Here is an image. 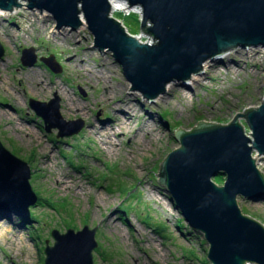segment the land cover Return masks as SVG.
<instances>
[{
  "label": "rangeland",
  "instance_id": "374dc122",
  "mask_svg": "<svg viewBox=\"0 0 264 264\" xmlns=\"http://www.w3.org/2000/svg\"><path fill=\"white\" fill-rule=\"evenodd\" d=\"M20 3L0 15V42L5 48L0 57V139L29 164V180L38 201L30 207L34 219L29 217L26 223L0 209V264H44L47 241L55 243L53 229L65 232L85 225L96 228L94 264H210L206 258L209 244L184 220L158 183L157 173L160 162L179 146L173 137L175 127L190 130L200 121L227 123L237 113L260 105L264 97V47L250 52L236 47L239 55L231 50L225 65L202 68L195 80H173V90L148 100L139 91L133 93L109 51L93 46V35L84 19L76 29L58 28L47 11L29 9L26 0ZM127 5L130 12L139 10ZM139 11L124 15L114 10L111 14L129 33L137 31L133 35L153 44L150 34L139 31ZM150 25L148 21L146 26ZM62 31L70 37L62 38ZM29 47L34 48L37 60L24 65L22 51ZM51 54L61 65L58 73L41 60ZM76 55L85 57L87 67L95 69L105 58L110 73L105 79L86 74L79 61L72 62ZM33 71L42 73L47 81L70 82L72 96L88 105L87 116L64 113L60 94L49 89L38 91V81H30ZM80 74L82 84L78 83ZM55 97L65 120L82 122L78 133L59 136L57 128L47 131L30 106L31 98L49 102ZM126 105L133 112L124 116ZM116 117L124 123L112 132L109 127ZM241 122L248 133L244 119ZM20 123L25 128H19ZM102 127L114 146L105 143L104 132L100 136ZM253 157L264 173V154L254 150ZM55 176H72L77 182L63 187ZM128 190L131 192L126 194ZM237 202L243 214L264 225L263 203L241 196Z\"/></svg>",
  "mask_w": 264,
  "mask_h": 264
},
{
  "label": "water",
  "instance_id": "95a60500",
  "mask_svg": "<svg viewBox=\"0 0 264 264\" xmlns=\"http://www.w3.org/2000/svg\"><path fill=\"white\" fill-rule=\"evenodd\" d=\"M29 9L47 11L58 28L83 24L98 51H109L121 66L132 90L148 100L166 91L173 80L187 81L201 72L208 58L236 48L264 47V0H123L142 10L140 27L154 38L143 42L111 14V0H26ZM20 0H0L12 11ZM150 21L151 25L146 26ZM5 48L0 42V57ZM37 60L34 48L22 51L24 65ZM41 60L55 73L61 65L51 54ZM47 131L59 136L78 133L82 122L65 120L57 97L30 99ZM244 119L249 128L246 132ZM179 146L160 162L157 181L184 220L209 244L210 264H264V225L243 214L238 196L264 204V173L253 151L264 154V97L256 108L237 113L227 123L198 122L190 130L177 128ZM29 164L0 139V209L22 218L38 196L30 183ZM53 245L45 247L44 264H94L96 228L52 230Z\"/></svg>",
  "mask_w": 264,
  "mask_h": 264
},
{
  "label": "bare ground",
  "instance_id": "6f19581e",
  "mask_svg": "<svg viewBox=\"0 0 264 264\" xmlns=\"http://www.w3.org/2000/svg\"><path fill=\"white\" fill-rule=\"evenodd\" d=\"M111 5H112L111 13L114 10H120V8H121L120 0H111ZM2 14H7V11L0 9V15H2ZM46 15H47V13L43 14V16H46ZM80 16H81V19H83L82 13L80 14ZM61 36H62V38L70 37L69 32H65V31H62ZM139 38L141 39L140 36H139ZM252 48H254V46L248 47V50H249L248 52H250ZM261 48H263V47H261ZM231 50H234V55H236V56L239 55V53H240V52H238L239 50L237 48L236 49L235 48L230 49V50L224 52L223 54H221L217 57L208 58L207 60H205L202 68L204 70H206L207 67L208 68L209 67H215L219 63L222 65H225V63H226L225 58L227 56H229ZM225 54H228V55L224 56ZM76 61H79V63L81 64V67L86 68V71H85L86 74H88L92 77H100L102 79H105L106 74L110 73L109 68H111V67L109 66V64H107V61L105 58L102 59L99 69L88 68L87 64L85 63V57H79L76 55V57L73 59L72 62H76ZM232 61L233 60H231V62ZM227 64H228V62H227ZM80 75L81 76H79V78H78V83L82 84L83 77H82V74H80ZM196 75L197 74H193L189 80L198 79ZM29 79H30V81H33V82L36 80L38 81L37 86H36V89L38 91H44L45 89H49L53 92L56 91L58 94H60V96L63 99V107L62 108H63L64 113L69 114V115L70 114L72 115V113H75V115L83 116V117L87 116L88 109H89L88 105L82 104L80 101H78L77 99H75L72 96V94L68 90V88L71 87L70 82H68V81L65 82V80H63V79H61V81H55V80L47 81V79H44V75L42 73L35 72V71H33V72H31V74H29ZM174 88H175V85H173V83H171V82H169L166 86V90L171 91ZM133 93H136V92L133 90ZM131 95H133V94H131ZM17 103H19V100H17ZM130 112H133V111L131 110L129 105H126L122 108V114L124 116L129 115ZM10 120L12 121V118H10ZM123 123H124L123 120H119V118L116 117L113 124L109 127V129L111 131L112 130L114 131L116 126L119 127V126L123 125ZM19 128L23 129L25 127L23 126V124L20 123ZM29 132L32 133L33 131L31 129H29ZM103 132L106 134L104 137L105 143L109 144L110 146H114V144H115L114 140L111 139L109 136H107L106 127H102L101 131H99L100 136H101V133H103ZM145 134H147V133L145 132ZM150 138H151V136L148 134L147 139L149 140ZM39 143H41L40 140H39ZM54 178H55V181L57 182V184L60 186H63V187H69V186H71V184H76V182H77V179L72 177V176H55ZM19 243H20L19 246L21 247V245H22L21 240Z\"/></svg>",
  "mask_w": 264,
  "mask_h": 264
},
{
  "label": "trees",
  "instance_id": "16d2710c",
  "mask_svg": "<svg viewBox=\"0 0 264 264\" xmlns=\"http://www.w3.org/2000/svg\"><path fill=\"white\" fill-rule=\"evenodd\" d=\"M131 14H132V13H131ZM131 14H130V15H131ZM139 31H142L141 27H140V30H139ZM130 33H132V34H136L137 31H131V30H130ZM176 128H177V127H175V129H176ZM130 192H131V190H128L126 194H129ZM42 198H43V197H42ZM42 198L40 197V199H42ZM44 199H45V198H44ZM49 203H50L49 205H50L51 207H54V206H53V205H54L53 202H49ZM54 208H55V207H54ZM122 212L124 213V212H125V209H123ZM31 218H32V217H31ZM27 219H28V218H22L21 221L24 222V223H26V222L28 221ZM32 219H34V218H32ZM182 221H183V219H181V222H182ZM181 226L183 227V225H181ZM154 228H155V226H154ZM159 228H160V227H159ZM190 229L192 230V228H190Z\"/></svg>",
  "mask_w": 264,
  "mask_h": 264
},
{
  "label": "built area",
  "instance_id": "2783aa9c",
  "mask_svg": "<svg viewBox=\"0 0 264 264\" xmlns=\"http://www.w3.org/2000/svg\"><path fill=\"white\" fill-rule=\"evenodd\" d=\"M133 7H136V8H138L139 10H141V7L139 6V5H135V6H133ZM131 9V7H127L126 9H125V11H123L125 14L124 15H130L131 13H135V12H138L139 10H137V11H133V12H130L129 10ZM140 12V11H139ZM141 12H142V10H141Z\"/></svg>",
  "mask_w": 264,
  "mask_h": 264
}]
</instances>
